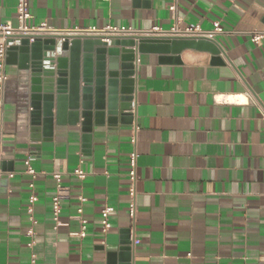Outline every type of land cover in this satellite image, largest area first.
<instances>
[{
    "label": "crops",
    "instance_id": "crops-1",
    "mask_svg": "<svg viewBox=\"0 0 264 264\" xmlns=\"http://www.w3.org/2000/svg\"><path fill=\"white\" fill-rule=\"evenodd\" d=\"M174 3L29 1L30 27L135 31L127 37L199 27L220 55L188 49L138 57L133 104L140 127L139 244L128 215L132 125L95 128L86 140L81 127L66 119L45 136L31 125L28 73L18 56L6 62L0 264H264V35L253 41L264 34V0H177L175 13ZM17 5L0 0V26L18 27ZM29 157L35 179L26 173ZM79 167L84 180L74 175ZM54 173L70 192L57 230ZM107 207L113 211L105 235ZM79 209L87 221L84 238Z\"/></svg>",
    "mask_w": 264,
    "mask_h": 264
},
{
    "label": "water",
    "instance_id": "water-1",
    "mask_svg": "<svg viewBox=\"0 0 264 264\" xmlns=\"http://www.w3.org/2000/svg\"><path fill=\"white\" fill-rule=\"evenodd\" d=\"M16 40L7 63L18 56L28 73L31 125L50 136L55 124L69 119L86 140L95 128L134 123L139 55H180L188 49L220 55L205 36H20L8 43Z\"/></svg>",
    "mask_w": 264,
    "mask_h": 264
},
{
    "label": "built area",
    "instance_id": "built-area-1",
    "mask_svg": "<svg viewBox=\"0 0 264 264\" xmlns=\"http://www.w3.org/2000/svg\"><path fill=\"white\" fill-rule=\"evenodd\" d=\"M29 1L30 0H18L17 5V21H18V27L13 28L10 24L5 26H0V37L3 38V42L0 43V110L3 107L4 103V95L6 91V86L9 82V77L6 74V62H7V53L8 49L11 45H15V43H18L17 40L15 43H8L9 39H17L20 36H89V37H102V38H110L114 36H128V35H134L135 31L129 28H115V27H107L103 30H99L97 28H87V29H80L75 28L74 30L70 31H56L52 30L47 26V24H42L39 27H30L28 25V21L32 18L30 11H29ZM170 10L172 12H176L177 10V0H175V3L171 6ZM217 31L221 32V29L217 26ZM154 33L150 34H160V35H172V36H182V37H190V36H205L199 27L191 28L188 27L185 30H180L177 27L172 28L168 32H164L163 30L159 28H155ZM264 34L257 33L253 37V41L255 43H259ZM106 42H109V40H105ZM134 114L135 107H133ZM140 131V127L136 121L132 124L131 127V143L133 146V150L130 153L129 157V164H130V171L128 174L129 179V198H130V204L128 209V215L130 219L131 224V234L134 238V244H139L136 238V221H137V184L139 181V176L137 173L138 168V152H137V136L138 132ZM3 134L0 131V178L3 175L1 171V163L4 156V148H3ZM34 160L33 157H29L25 161L26 166V173L30 176H32L33 179L37 177V172L32 167L31 163ZM74 175L84 180L86 178L85 172L79 167L74 171ZM9 177L11 178L12 175L10 174ZM53 178L55 179L57 183V193L55 197L53 198L52 202V214H53V220L55 223V229L57 230L62 224L60 221L62 209H63V202L68 200L70 197L69 188L65 187L63 184V178L62 175L59 173H54ZM32 188H34V184L31 185ZM36 197H33L31 202L34 203L36 201ZM83 201V199L81 198ZM113 209L110 207H107L103 210V221H102V232L103 234H107L111 228L110 225V214L112 213ZM29 214L32 215V208H29L28 210ZM79 223H80V233L79 237L84 238L86 236V229H87V221L83 217V210H78V217H77ZM30 220L32 222L34 221V218L31 216ZM27 236L29 238L33 237L32 230L28 231ZM1 244V239H0ZM34 245L33 241H30L28 243V247L32 248ZM36 260V256H32V262L34 263Z\"/></svg>",
    "mask_w": 264,
    "mask_h": 264
}]
</instances>
